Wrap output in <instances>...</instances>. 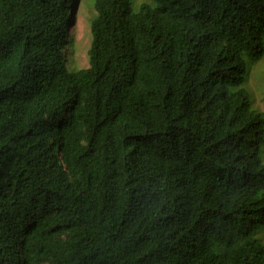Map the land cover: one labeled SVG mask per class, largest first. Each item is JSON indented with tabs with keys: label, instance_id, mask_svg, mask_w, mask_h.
I'll list each match as a JSON object with an SVG mask.
<instances>
[{
	"label": "trees",
	"instance_id": "1",
	"mask_svg": "<svg viewBox=\"0 0 264 264\" xmlns=\"http://www.w3.org/2000/svg\"><path fill=\"white\" fill-rule=\"evenodd\" d=\"M0 0V264H264V0Z\"/></svg>",
	"mask_w": 264,
	"mask_h": 264
},
{
	"label": "rangeland",
	"instance_id": "2",
	"mask_svg": "<svg viewBox=\"0 0 264 264\" xmlns=\"http://www.w3.org/2000/svg\"><path fill=\"white\" fill-rule=\"evenodd\" d=\"M94 16V11L87 0H78L73 12V25L70 36L73 39L72 47L68 52V67L70 69H83L87 67V53L91 36L89 25ZM247 90L250 93L254 108L264 115V58L261 62L251 67L248 73ZM262 160L264 162V145ZM259 238L264 244V231Z\"/></svg>",
	"mask_w": 264,
	"mask_h": 264
}]
</instances>
